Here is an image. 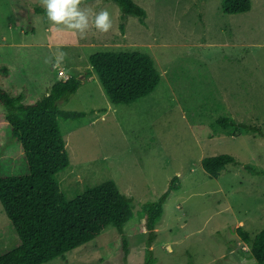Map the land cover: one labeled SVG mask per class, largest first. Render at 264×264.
<instances>
[{
    "label": "rangeland",
    "instance_id": "374dc122",
    "mask_svg": "<svg viewBox=\"0 0 264 264\" xmlns=\"http://www.w3.org/2000/svg\"><path fill=\"white\" fill-rule=\"evenodd\" d=\"M134 1L146 9L144 21L135 15L123 21L115 1L82 0L93 12L107 10L113 28L101 33L92 27L81 37L53 28L46 13L35 10L40 0H0V86L35 102L64 76L83 81L60 103L88 112L79 120L60 119L71 159L58 174L67 198L113 179L134 199L136 215L124 234L109 226L45 264H146L149 257L150 264H257L238 228L254 236L264 227V175L244 168L264 171V137L247 131L234 137L217 121L224 116L264 131V0L233 14L225 12L224 0ZM58 51L67 56L53 67ZM100 51L151 55L161 83L135 103H111L89 61ZM6 111L0 103V115ZM220 154L238 164L211 177L202 159ZM0 168L2 175L28 173L24 151L4 121ZM175 177L179 189L171 191L150 243L140 211ZM18 242L0 202V255Z\"/></svg>",
    "mask_w": 264,
    "mask_h": 264
},
{
    "label": "trees",
    "instance_id": "16d2710c",
    "mask_svg": "<svg viewBox=\"0 0 264 264\" xmlns=\"http://www.w3.org/2000/svg\"><path fill=\"white\" fill-rule=\"evenodd\" d=\"M108 1L120 5L123 21L128 15L141 21L147 16L146 9L134 0ZM251 4V0H224L223 8L229 14L242 13L249 11ZM35 10L46 13L43 7ZM121 28H125L124 22ZM89 61L115 105L132 104L149 96L162 80L153 57L140 51H100L91 55ZM82 84L79 76L71 75L54 83L49 94L35 102H25L23 94L13 95L0 86V103L7 109L0 121L7 124L11 137L21 145L28 166V173L22 176L2 175L0 168V202L19 240L16 247L0 255V264L48 263L96 239L109 226L124 234L126 225L135 218L134 199L124 194L113 179L90 187L73 199H68L61 188L58 174L71 165V159L60 119L79 120L88 112L65 109L60 103L77 93ZM217 123L234 137L244 131L264 137L261 126L224 116ZM202 164L216 178L228 165L238 163L233 155L220 154L203 158ZM244 168L264 175L262 170H253V165ZM177 181L175 177L158 200L143 204L140 212L150 243L156 237L171 191L179 189ZM238 229L252 258L257 264H264V227L254 236L242 227ZM124 249L128 253L126 238ZM150 260L151 257L146 264Z\"/></svg>",
    "mask_w": 264,
    "mask_h": 264
},
{
    "label": "clouds",
    "instance_id": "9594fccd",
    "mask_svg": "<svg viewBox=\"0 0 264 264\" xmlns=\"http://www.w3.org/2000/svg\"><path fill=\"white\" fill-rule=\"evenodd\" d=\"M46 16L53 28L69 30L84 37L90 28L98 32L108 33L113 28L110 13L107 10L93 12L90 8L82 7V0H40ZM67 53L58 51L54 54L55 64L59 67ZM46 63L50 59L46 58Z\"/></svg>",
    "mask_w": 264,
    "mask_h": 264
},
{
    "label": "built area",
    "instance_id": "2783aa9c",
    "mask_svg": "<svg viewBox=\"0 0 264 264\" xmlns=\"http://www.w3.org/2000/svg\"><path fill=\"white\" fill-rule=\"evenodd\" d=\"M60 74L63 75L64 72H63V71H60ZM64 77L66 78V80L69 79V76H64ZM64 80H65V79H64Z\"/></svg>",
    "mask_w": 264,
    "mask_h": 264
}]
</instances>
